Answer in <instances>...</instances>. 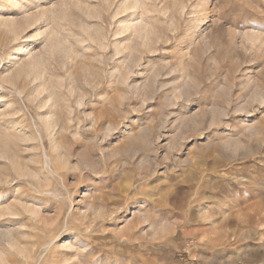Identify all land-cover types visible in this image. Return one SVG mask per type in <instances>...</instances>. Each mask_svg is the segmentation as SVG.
I'll return each instance as SVG.
<instances>
[{"label":"rangeland","instance_id":"obj_1","mask_svg":"<svg viewBox=\"0 0 264 264\" xmlns=\"http://www.w3.org/2000/svg\"><path fill=\"white\" fill-rule=\"evenodd\" d=\"M140 1L0 0V264H264V0Z\"/></svg>","mask_w":264,"mask_h":264},{"label":"bare ground","instance_id":"obj_2","mask_svg":"<svg viewBox=\"0 0 264 264\" xmlns=\"http://www.w3.org/2000/svg\"><path fill=\"white\" fill-rule=\"evenodd\" d=\"M131 0H125V3H124V6L126 7V8H130L129 6H132L131 5V3H133V5L135 6L134 7V9L136 10V7H137V5L141 2L140 0H132L131 2H130ZM144 4V3H143ZM142 4V5H143ZM132 8H133V6H132ZM138 8V7H137ZM131 9V8H130ZM44 15V14H43ZM132 19V18H131ZM135 19V18H134ZM141 19V18H140ZM39 21V20H38ZM135 21H136V19H135ZM131 22H133V20L131 21ZM10 23H13V24H15V22L12 20V21H10ZM128 24V23H127ZM126 24V25H127ZM133 24H131L130 26H132ZM140 25V27H138ZM133 26H135L136 27V31L138 32L137 34L139 35V36H141V37H145L146 38V36H148L149 35V33L151 32V30H150V27H151V25L149 26V24L148 25H142V22L140 21V22H137L136 21V24L135 25H133ZM123 27V26H122ZM135 29V28H134ZM15 31V30H14ZM248 33V32H247ZM249 34V33H248ZM144 40V39H143ZM50 48L52 49V50H58V51H65L66 50V45H65V43H64V41L63 40H60V39H57V37L55 38H53L52 40H51V44H50ZM20 51V50H19ZM24 52V50H21L20 52H19V54H21V53H23ZM33 66V65H32ZM262 96V95H261ZM52 122V121H51ZM50 122V123H51ZM51 125V124H50ZM85 217V216H84ZM93 220H91V222H92ZM88 224V223H87ZM90 227V226H89ZM88 227V228H89ZM29 251V250H28ZM34 259V256L32 255V254H29V253H27V254H25V263L26 264H31L32 263V260Z\"/></svg>","mask_w":264,"mask_h":264}]
</instances>
